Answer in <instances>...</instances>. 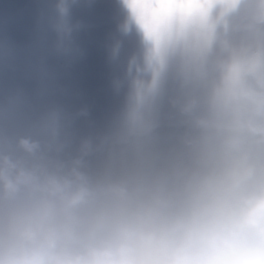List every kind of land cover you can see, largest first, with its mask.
<instances>
[{
    "label": "clouds",
    "instance_id": "obj_1",
    "mask_svg": "<svg viewBox=\"0 0 264 264\" xmlns=\"http://www.w3.org/2000/svg\"><path fill=\"white\" fill-rule=\"evenodd\" d=\"M29 6L0 35V264H264V0Z\"/></svg>",
    "mask_w": 264,
    "mask_h": 264
},
{
    "label": "rangeland",
    "instance_id": "obj_2",
    "mask_svg": "<svg viewBox=\"0 0 264 264\" xmlns=\"http://www.w3.org/2000/svg\"><path fill=\"white\" fill-rule=\"evenodd\" d=\"M30 0H0V35L25 45L31 34ZM102 12V9H98Z\"/></svg>",
    "mask_w": 264,
    "mask_h": 264
}]
</instances>
